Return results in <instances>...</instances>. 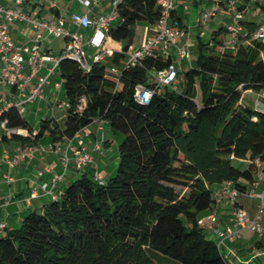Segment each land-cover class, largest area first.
Wrapping results in <instances>:
<instances>
[{"label":"trees","instance_id":"obj_1","mask_svg":"<svg viewBox=\"0 0 264 264\" xmlns=\"http://www.w3.org/2000/svg\"><path fill=\"white\" fill-rule=\"evenodd\" d=\"M118 12L109 33L121 50L90 71L70 58L59 62L70 102L63 118L44 116L35 131L15 106L2 113L10 127L27 130L12 135L22 144L62 142L105 120L123 134L116 168L103 182L83 172L42 211L0 234V264H174L157 262L150 249L181 264H230L198 221L217 202L212 185L232 181L245 192L240 179L253 182L264 164V111L242 101L248 89L264 94V40L252 39L258 25L240 19L244 30L233 46L219 37L224 28L200 39L178 89L162 91L148 69L169 66L170 56L125 65V51L137 45L134 27L158 21V0H122ZM140 83L154 91L148 104L135 96ZM236 159L251 162L241 168Z\"/></svg>","mask_w":264,"mask_h":264},{"label":"built area","instance_id":"obj_2","mask_svg":"<svg viewBox=\"0 0 264 264\" xmlns=\"http://www.w3.org/2000/svg\"><path fill=\"white\" fill-rule=\"evenodd\" d=\"M28 1L31 0H14L15 5L0 1V59L2 63L0 70V137H12L14 133L23 131L22 129L10 127L7 119L2 118L3 111L15 106L20 113L25 114L28 110V104L46 100V86L51 83V79L56 74L59 62L62 59L70 58L76 61L84 70L90 71L95 63L105 60L108 55L112 54L110 49L105 47V41L110 36L111 25L120 18L118 5L122 0H111L110 10L106 14L96 17L89 13L71 12L70 19L73 27L62 14L55 19L48 20L35 17L21 9L20 5ZM80 1L86 5L91 3L90 0ZM58 2L59 0H48V5L51 9H59ZM158 4L160 7L158 21L151 26L142 44L131 45L125 51L126 66L142 65L145 57L153 53L170 56L172 50L175 51L178 57H186V44H180V39L185 34V28L174 16V0H158ZM226 5L234 15L233 21L226 25V43L233 46L237 42L239 34L244 30V25L240 22L243 13L238 8V0H226ZM217 8L216 5L205 8L200 22L203 24L215 15ZM15 23H22L25 27L33 29L34 34L30 42L18 43L11 37V31ZM84 30H88L89 34L86 35ZM44 32L53 37L66 39L58 56L43 51ZM252 39L264 40V22H261L254 30ZM48 62H52L51 65H47ZM111 69L113 75H120V68L112 67ZM177 78L178 67L173 62L165 68L154 67L148 69L149 81L155 82L159 87L170 86L172 89L177 90L178 88L175 85ZM1 86L8 87L10 92H5ZM55 86L59 92L64 90L62 78L56 82ZM153 94L152 88L145 84L140 83L135 86V96L143 104L150 103ZM259 95L264 97L263 93H259ZM257 105L258 109L264 111V102L258 100ZM51 106L53 110L65 111L70 107V102L66 98L61 99L57 96ZM87 127L77 131L73 137L66 139L65 144L61 142L51 144L52 149L62 154L63 171L56 170L58 166L56 161H51L44 168L38 170V177L46 172H50L51 177L44 182L33 181L35 186L31 196H37L42 191L50 198H58L61 194L58 191V184L72 162L78 171L93 167L94 178L103 182L95 158L92 152L86 148ZM103 136L104 131H102ZM45 148L46 145L43 143L32 144L28 151H16L12 156L8 148H4L0 155V163L5 162L8 165L9 173L6 175L8 181L13 180L11 171L21 160L32 158L36 151ZM96 148H100L99 142L96 143ZM258 165H261V163H258ZM261 166H264V164ZM222 193L227 194L231 201L235 202L240 191L232 181H226L222 186ZM249 194L259 198L257 214L252 216L243 207L234 208L233 225L226 229L215 228L218 236L216 244L219 248H221L223 240L234 242L243 228H249L252 231L264 234V224L261 222V219H264V190L256 192L251 189ZM10 200L11 198L8 199L7 203ZM208 219H210L211 224L215 223L218 220V212L213 210ZM198 222L205 225L206 219L199 218ZM4 227V223L0 224V231Z\"/></svg>","mask_w":264,"mask_h":264},{"label":"crops","instance_id":"obj_3","mask_svg":"<svg viewBox=\"0 0 264 264\" xmlns=\"http://www.w3.org/2000/svg\"><path fill=\"white\" fill-rule=\"evenodd\" d=\"M0 1L15 5L14 0ZM90 1V5H86L80 0H59V9H51L48 5V0H31L21 4L20 8L29 12L35 17L48 20L55 19L62 14L73 27L70 19L71 12L76 11L80 13H89L96 17L106 14L111 8V0ZM174 2V16L180 21L182 25H184L185 28V34L180 39V44H186L187 49V54L184 58L178 57L174 50L171 51L170 55L172 62L178 67V78L175 82V85L178 88L183 79L182 76H184V74L181 72L183 67L188 69L197 60L199 53V40L201 39L204 41H210L212 36L217 31H219L221 28H224V32L220 34L219 37L225 41L227 39L226 25L233 21L234 15L233 12L228 9L226 0H174ZM215 5L218 7L215 15L211 16L205 23L202 24L200 19L203 10L205 8H211ZM238 8L243 13L244 20L255 22L257 25H259L261 22H264V0H238ZM191 15L192 18L194 16V21L189 20ZM143 27L144 29L142 38L138 43H136L137 45L143 40L145 28L148 30V32L146 31V34H148L151 29V26L143 25ZM84 32L86 35L89 34L88 30H84ZM33 34V29L31 27H25L22 23H15L11 31V37L18 43L30 42ZM65 42V38L53 37L44 32V38L42 40L43 51L45 53L58 56L55 55V52H59L60 54ZM123 44V42L116 41L111 36L107 37L105 41V47L110 49L112 53L116 50H121ZM229 49L233 50V47L228 46L224 50ZM51 63L52 62H48L47 65H51ZM1 66L2 63L0 59V70ZM60 78L59 72L57 78H54V81L52 77L51 83L46 86L47 99L28 104V110L26 113L32 114L37 118L41 111H44V114L41 115L42 118L47 115L56 116L60 119L63 118V111L53 110L51 106L52 102L57 96L61 98V94H63L64 96L61 99L66 98L64 90L59 92L55 86L56 82L59 81ZM1 88L5 92H10V89L6 86H1ZM245 93L256 94V97H253L255 100V108H258V100L264 102V97L260 96L259 92L248 89L243 92L242 96H244ZM26 113L24 114L25 116ZM40 120L37 126L32 123L35 131L39 127ZM93 123L97 124V128L93 131L88 125L86 128L88 135L85 137V144L87 150L91 151L95 158L98 168L101 171L102 180L106 181L116 168L118 161V147H114L112 141L113 139L107 137L106 135L104 127L105 125L109 126L107 121L98 119ZM102 131H104L103 137ZM83 132L85 133V131ZM21 133L27 134L28 132L27 130H23ZM110 141H112V143L109 144ZM65 142L66 141L64 140L61 143L65 144ZM97 142L100 143V148H96ZM39 143L46 145V148L44 150L36 151L32 158H24L21 160L11 171V175L13 177L12 181H8L6 178L7 173H9L8 165L5 162L0 163V224H5V227L0 231V234H5L9 229L20 226L26 214L33 211H42L45 205L50 201V197L44 194L42 191H40L37 196H31L35 186L33 181L36 180L38 182H44L48 181L51 177L50 172H46L41 177H38V170L44 168L49 162L56 161L58 163L56 170L59 172L63 171L61 152L55 151L51 148V144L54 142L48 138H44ZM31 146L32 144H22L12 137H0V155L4 148H8L10 155L12 156L16 151H28ZM70 155H72V153H70ZM250 162L251 161L248 159L235 160V163L241 168H247ZM83 172H87L92 175L93 167H87L84 171H78L75 169L72 162L63 179L58 184V191L61 192L70 184L71 181H73ZM104 174H106L105 177ZM240 181L246 185V191L240 192V194L249 193L251 189H254L256 192L263 191L264 166H257L254 173L253 182H249L244 178L240 179ZM224 182L212 185L215 191L217 202L213 208L205 210L200 215V218L206 219V224L204 225L206 235L211 234L214 241L218 240L215 228L226 229L227 227L233 225L234 208L243 207L252 216H255L258 211V208L253 210L247 204L245 199L237 198L235 202L231 201L227 194L222 193V186L224 185ZM9 198H11V200L9 203H7ZM213 210L218 212V220L211 224L208 216ZM261 222L264 224V219H261ZM221 248L230 264L264 263V234L252 231L249 228H243L234 242L223 240L221 242Z\"/></svg>","mask_w":264,"mask_h":264},{"label":"rangeland","instance_id":"obj_4","mask_svg":"<svg viewBox=\"0 0 264 264\" xmlns=\"http://www.w3.org/2000/svg\"><path fill=\"white\" fill-rule=\"evenodd\" d=\"M189 20L190 21H194L195 18L193 16L192 18V15L189 17ZM143 25L142 24H137L135 27H134V30H135V34H134V43H138L140 41V39L142 38V34H143ZM127 42V41H125ZM56 54L55 55H59V52H55ZM186 67H183V69L181 70L182 74H184L185 69ZM58 72H59V69L57 68L56 70V74L53 76V81H54V78L56 77L57 78V75H58ZM183 77V76H182ZM172 87L170 86H162L160 87V90L162 91H165V90H171ZM63 94H61V98H63ZM244 97V98H243ZM253 97H256V94H248V93H245L244 96H242L243 98V101L248 104L249 106L251 107H254V104H255V100ZM44 114V111H41V113L38 115V117H34V115L32 114H29V113H26V116L28 117L29 121L31 123H34L36 126L38 125V122L39 120L42 118L41 115ZM90 129L91 130H96L97 128V124L96 123H91L89 125ZM105 129V132H106V135L107 137H110L111 139H113V146L114 147H118L119 143L122 141L123 139V134L120 133V132H114L111 130V128L108 126V125H105L104 127ZM112 141L109 142L112 143ZM106 176V174H104V177ZM238 198H242V199H245L247 201V204L253 209V210H256L258 207H259V198L257 197H253L251 196L249 193H241L239 195ZM207 237L209 238H213L211 234H207ZM150 254L157 260V262L161 263V262H165V261H170V262H173L174 264H181L180 262L172 259L171 257L169 256H166L164 254H162L161 252L155 250V249H150L149 250Z\"/></svg>","mask_w":264,"mask_h":264}]
</instances>
